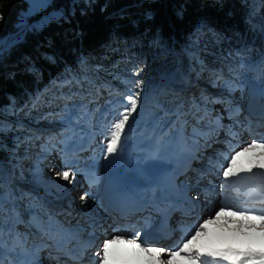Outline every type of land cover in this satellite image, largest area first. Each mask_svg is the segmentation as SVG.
Returning <instances> with one entry per match:
<instances>
[{
	"label": "trees",
	"instance_id": "trees-1",
	"mask_svg": "<svg viewBox=\"0 0 264 264\" xmlns=\"http://www.w3.org/2000/svg\"><path fill=\"white\" fill-rule=\"evenodd\" d=\"M251 2L53 0L50 9L61 10L62 14L35 28L18 26L22 11L28 7L26 0H0V45L9 35L26 28L24 37L0 54V193L6 201L11 199L10 189L5 187L4 169L18 172L19 179L31 180L42 154L35 153L28 163L29 170L21 176L12 157L15 149L22 146L16 139L19 130L15 128L14 116L20 114L35 121L46 118L49 124L64 123L73 128L68 120L71 116L75 124L82 125L81 120L93 113L89 93L80 90V86L87 87V78L99 85L107 81L116 86L118 92L109 95V100L122 101H127L130 91L141 96L150 88L157 90L164 84L161 78L171 72L175 82L183 84L184 77L194 73L187 52L192 49L193 39L199 38L205 49H200L201 56L193 59L196 66L203 61L206 69L222 72L226 80L236 78L241 83L240 75L256 66L264 79V0H255V8ZM39 16H32L31 20ZM165 46L168 52H162ZM71 74L79 78L80 86L71 84ZM58 80L70 81L66 88L57 90L58 94L67 95L71 89L76 97L64 104V112L44 115L50 106L45 100L37 108V101L42 99L41 93L49 97L48 87ZM137 80H143L139 89L134 86ZM155 96L149 104H140L139 111L133 114L136 130L143 131L123 143L124 149L131 147L138 152L148 142L143 138L149 129L161 128V132L172 123L173 102ZM136 141L139 142L135 147ZM13 188L20 191L18 186ZM27 208L32 206L27 204Z\"/></svg>",
	"mask_w": 264,
	"mask_h": 264
},
{
	"label": "rangeland",
	"instance_id": "rangeland-1",
	"mask_svg": "<svg viewBox=\"0 0 264 264\" xmlns=\"http://www.w3.org/2000/svg\"><path fill=\"white\" fill-rule=\"evenodd\" d=\"M26 1L28 7L22 11L18 26L40 28L62 14L61 10L50 9L53 6V0ZM251 1L253 8H255V0ZM257 1L259 3L261 0ZM37 14L40 16L31 20V17ZM24 35L22 34L18 41ZM190 45L192 49L187 53L191 60V70L194 71L195 75H193L194 73L192 74L193 76L187 74L184 77L185 82L180 84L175 82L173 72H171L169 76L161 78L164 83L163 86L158 87L157 90L150 88L140 96L138 111L141 108L140 104H149L157 92L155 97L166 98L173 102L175 114L172 117V123L163 131H159L161 128H158L159 130L152 128V130H148V136L143 138V140L148 142L140 147L138 152L131 147L124 149L122 145L120 150L115 154L109 155L106 151L107 131L110 129V125L119 118L118 113L123 112V105L127 104V101L109 100V95L117 93L118 88L107 81L99 85L98 82H92L87 78L88 85L84 87L80 86L81 82H79L76 75L71 74V84H76L80 86V90L89 93L87 96L89 97L88 103L89 105L93 104V110H91L93 113L85 121L81 120L82 125L75 124L71 116L70 118L68 117V120L73 124V128L66 127L64 123L49 124L46 118L35 121L34 119L31 120V118H25L20 114L14 116L15 128L19 130L16 139L22 143V146L19 149H15V153H12V157L16 159L14 166L17 171L20 170V175L24 176L26 171L29 170L28 163H31L33 158H35V153L42 150V156L36 168V176L31 180L27 178L19 179L17 177L18 172H15L13 169H4L6 178L5 187L10 189L11 202L6 201L3 219L0 221V223L3 222L4 228L2 237H0L2 239V243H0V259L9 256L8 253L16 254L19 257L22 255H26L28 258H31L33 255L35 257L38 252H41L39 251L40 248H38L40 246H35V241L30 240V238H36L37 236L40 240L43 237L41 242L44 243L50 240V243L47 245L48 248H44V253L48 254L49 252V256L53 255L55 244L61 241V234L66 235L64 228L60 225V218L57 216L60 213L64 214V211L69 214L79 212L77 214L79 217L85 214H92V216L96 217L98 211H102L101 220H104L102 219L104 217V208L94 206L93 212H90V207H86L83 200L78 202L74 199V204L70 201L71 196L77 195L78 190H80V188H75L77 180H80V184L88 185L89 183L90 186L91 182L87 181V178H83L84 176L87 175L94 180L100 178L99 181H102L101 176L104 175L107 178L106 182L95 183V185L99 186L100 190L106 188L103 186L105 183L106 186L109 185L108 189L114 187L112 189L114 192L122 190V195L124 189L127 193L132 192L130 189L128 190V186H132L133 189L145 187L147 188L146 192L151 193L149 189L154 182L149 178H153L161 173L173 176L172 171L174 169L182 171L184 164L187 166L186 171L188 175L191 173V169L196 166H207L198 165L195 162H199L201 159L203 163H206L207 158L212 155L209 152L210 150L207 152L202 150L203 147L206 149L207 147L204 145L211 141L210 138L205 140L206 136L217 133L221 124L224 123V127L226 124H230V121L227 122L228 119L225 116L222 119V115L225 113L222 109L228 108L229 112L233 111L234 108H231V104L234 102L242 105L247 104L251 100L253 101L250 104L264 102V79L259 75L261 71L258 67L252 66L251 69L249 68L247 74L240 75L242 83L237 81L236 78L226 80L224 73L206 69L203 61H200L199 66H196L193 62V59L201 56L200 49H205L204 44L199 38H194ZM161 50L162 52H168L169 48L165 46ZM83 63L85 64V62ZM69 82L59 81L56 85L54 83L51 84L48 87V90L51 91L49 97H45V93L40 94V98L42 99L37 101V108H41L45 100H47V105L50 106L44 110H48L44 115L64 112L66 110L64 104L68 105L71 99L76 97L75 91L71 89H68L70 92L67 95L63 94V96H60L57 92V90L66 88ZM231 101L234 102L232 103ZM237 104H233V106H238ZM101 105H104V110L101 108ZM216 105L215 112L210 111ZM107 109L110 111H107ZM219 112L221 114L220 117H218L220 115L218 114ZM95 113H98L96 117L93 116ZM228 116L231 117L230 115ZM232 117L235 121L238 119V116L232 115ZM190 119L195 121L190 122ZM217 120L222 121V123ZM129 121V125H126V142L128 141V143L136 134L141 135L143 131V129L140 132L136 130V122L133 115L129 118ZM231 122L233 124L234 120H231ZM189 130L194 132L195 136H188L187 133L192 134ZM138 142L136 141L133 145L136 147ZM257 143H264V140ZM247 145L244 144V146ZM212 152H214L213 149ZM197 153L202 154V156L195 157ZM49 161L50 164L48 166ZM74 161H79L82 164L79 167L80 171L72 168L71 162ZM61 171L75 173L71 177L72 183L69 184L56 175ZM199 171L192 172L195 176L194 178L200 173ZM176 174L178 175V172ZM143 180L146 181L144 182ZM182 181L184 182L183 177L179 180L180 187L178 186V188L180 190L186 187V185H181ZM65 183H67L66 187L63 186ZM185 183L187 184V182ZM116 184L118 185L116 186ZM14 185L18 186L20 191L14 190ZM68 189H71V194L67 192ZM91 196L88 195V204L93 203L90 201V199L92 200ZM74 197L77 198L78 196ZM53 199L60 200L59 204L61 206L58 207V203L55 202L50 204V201ZM27 204H30L33 210L24 209L27 208ZM30 211L34 213L31 214ZM215 213L213 214L215 215ZM63 222L66 223L67 220H63ZM63 222L61 221V223ZM87 224L84 223L83 225L86 226ZM81 225L75 224L74 227H81ZM100 227L102 228V232L105 233V230H103L105 225L102 223ZM35 228L41 230V232L35 233ZM86 229L87 231H85ZM86 229H82L81 231L88 233L93 227ZM47 236H49V239H47ZM52 238H55L57 242H52ZM101 243L103 242L99 241L98 245ZM34 260L38 261L35 258ZM40 263L42 262L40 261Z\"/></svg>",
	"mask_w": 264,
	"mask_h": 264
},
{
	"label": "snow or ice",
	"instance_id": "snow-or-ice-1",
	"mask_svg": "<svg viewBox=\"0 0 264 264\" xmlns=\"http://www.w3.org/2000/svg\"><path fill=\"white\" fill-rule=\"evenodd\" d=\"M142 84L143 80L134 82L137 89ZM126 100L124 111L118 113L119 118L107 131L106 151L109 155L117 153L126 142V125H129V118L138 110L140 93L130 91ZM220 168L225 185L232 182L231 178L242 173H251L254 168L264 169V143L253 141L234 154L224 155L220 160ZM56 175L70 184L75 173L61 171ZM87 195L85 193V196ZM6 199V196L0 193V221L5 212ZM196 206V203H192L193 210ZM233 207L225 204L216 211L214 217L203 220L198 227H190V238H185L178 250L168 252L167 260L162 259L165 255L164 248L143 246L139 234L131 239L117 235L103 242L102 249L96 253L99 257L97 264H222L225 261L228 264H264V210L260 211L259 215H254L256 209L233 210ZM3 231V225L0 223V237ZM88 243L92 244V240ZM87 250L86 245L71 251L69 255L75 264H81L83 254Z\"/></svg>",
	"mask_w": 264,
	"mask_h": 264
},
{
	"label": "bare ground",
	"instance_id": "bare-ground-1",
	"mask_svg": "<svg viewBox=\"0 0 264 264\" xmlns=\"http://www.w3.org/2000/svg\"><path fill=\"white\" fill-rule=\"evenodd\" d=\"M21 35H22V32H19L18 34L10 36L8 40H6V41L4 40L2 43L7 45V46H11L12 44H14L21 37ZM252 101L253 100H251L250 102H252ZM250 102H248L245 105L237 104L236 102L233 103L234 105L237 104L238 106H233V104H231V108L238 107V110L240 111L238 119L236 121L232 117V115H231L232 113L228 111L229 110L228 108L227 109H222L225 112L224 115H222V117H223L222 119H224V116H225L228 119L227 122L230 121L229 122L230 124H226V126L224 127L223 126L224 123H223L218 128L217 133L211 134L212 135V136L210 135L211 137L210 136H206L205 140L210 138L211 141L207 142L204 145L207 148L205 149L203 147L202 150H204V152H207L208 149H209L210 153L213 156L211 158L210 157L207 158V162L206 163H203V161L201 159L199 160V162H197V161L195 162L198 165H201V164H202V166L203 165H207L206 167H198V166H196L197 167L196 168V167L193 166L194 168L191 169V173L189 172L190 173L189 175L187 174L186 169H182V171H177L178 169L177 170L174 169L173 171H175V172L172 171L173 176L177 180L176 181L177 182V187L178 186L180 187L179 180H181L182 177L184 179V182L182 181V184L181 183L180 184L181 185H186V187L183 186V187H185V188H183V190H180V188H178V192H188V195H202V194H205L204 196L209 198V200H207L206 204H204V206L202 207L203 208L202 216L199 217L197 220H195L194 226H196V227H198L199 223L203 222V220L208 219L209 217H214L213 213L218 211L220 209V207L224 206L225 204L234 206L233 210H235L236 208H242L243 207L242 203L234 202L232 199L229 198L231 196V192L229 190H223V184L225 183V180H224V177H223V174H222V170L220 168V164L216 163V161L221 160L222 150H220L221 145H219V144H224V142L223 143H220V142L216 143V142L217 141H223V139H224L223 135L224 134H229L230 132L233 131L234 132V140H233V142L237 141L238 145H237V147H234V149L230 152L229 155H231V154H234V152L239 150L240 148L245 147L244 144H249L253 140L255 142H260V141L264 140V138L258 139L256 135H253V136L246 135L247 132L254 134V132L258 130L256 128V126L254 125V123H253L254 121H256L255 117L247 118L248 117L247 116L248 115V107H249L248 104H250ZM219 103H217V105ZM217 105L215 107H213L210 111L215 112ZM218 106H220V105H218ZM226 107H224V108H226ZM252 107H254V106L252 105ZM220 112H222V111H220ZM220 112L218 114H220ZM254 112H257V111H254ZM260 114H263V113H260ZM228 115H230L231 117H229ZM220 116H221V114L218 117H220ZM220 120H217V121L222 123V121H220ZM231 120H234L233 124H231L232 123ZM240 128L242 130H239ZM236 134H237V136H235ZM211 147H213V148H211ZM212 149L214 150V152H212ZM201 156H202V154H200V153H197L195 155V157H201ZM76 163H79L81 165V163L79 161L76 162ZM49 164H50V161L48 163V166H49ZM185 167L187 168V166H185ZM72 168L75 169L76 171H80L79 167L76 166V165H73ZM212 170H215V171L217 170L216 175L212 174ZM195 171H199V172L205 173V177H203L199 181H197L194 178L195 177L194 174L192 173V172H195ZM176 172H178V176L177 177H176V175H177ZM242 174H247L250 177H252V176L253 177L254 176H264V169H256V168H254L251 173H242ZM242 174H240V175H242ZM160 176L163 177L166 180H168L171 177V175L167 176V175L162 174V173L160 174ZM83 178H87V181H90L91 184H90V186H89V183H88V185L80 184V182H79L80 180L79 181L77 180L75 188H80V190H78L77 195H75V196H78V197L74 198V199L76 201H78V202L80 200L81 201L83 200L85 206L86 207L87 206L90 207V209L92 210V211L90 210V212H93L94 206H97V207L100 206V208H104V217L102 218L104 220H101V216H102V213H103L102 211H98V215H96V217L92 216V214L91 215H86L85 214V215H82V216L79 217L77 215L79 212L70 213L69 214L66 211H64V214H62V213L57 214V216L60 218V225L63 228H69V229H72L73 232H75V233H81L82 236L84 237V240L85 239L86 240H90L93 237V235L96 234L95 232L98 231L97 232L98 233L97 242L91 249V251H93L92 252V257L90 259H87L88 264H92V262H93V264H97V261H98L99 257L96 256V253L100 252V250L102 249V246H103V243L98 245V242L99 241L104 242L105 240L112 239V238H114L117 235L122 236V238H124V239H131L136 234H139V240H140V242H143V246H145V247H162V248H164L165 249V255L162 257V259H165V260L168 259V255H167L168 252H171V251H174V250H178V248L182 246L183 240L185 238H190V234H188L182 240L174 241L172 239V240H169V241H166V242H159V241H156V240L151 239V238H147V239L143 238L141 236L142 232L140 231L142 229V227H137V226L134 225V226H128V227L120 228V227H114L113 226V224H114L113 217L115 215V212H114L113 208H111V207L106 205V203H105L106 200L110 201L111 203H113L115 205H118L119 203H121L120 200H122L123 196L124 197H132V196H134V195H132L134 193H139L140 198H141V194H143L142 195L143 199L154 198V199H159L160 200V198H171L173 196L172 192L165 191L163 189H160L157 186V183L154 181L155 177L149 178V179H152L153 182H154L153 185L150 186V189H149V191H151V193H147L146 192L147 188L141 187V188H138V189L134 188L136 190L132 191L130 193H127L126 190L124 189L123 195L121 193L122 190L120 192L119 191L114 192V191H112V189L114 187H111V189H108L109 185L106 186L105 183H104L103 186H105L106 188H104L102 190L99 189L98 185H95V183H98V182H103V181L106 182L107 178L104 175L101 176V180L102 181H99L100 178L98 180L91 179L87 175L84 176ZM80 179H82V178H80ZM185 182H187V184ZM65 185L67 186V183L63 184V186H65ZM117 185L118 184H116V186ZM204 186H206V187H204ZM129 187L132 188V190H134L132 186H128V190H129ZM95 188H96V191H95ZM105 189H107V190H105ZM70 190L68 189L67 192H69L71 194ZM84 191H86V192H84ZM85 193H87L88 195H92L91 196L92 200L90 199V201H92L93 203L88 204L89 197H88V195L85 196ZM67 195H68V193H67ZM67 195H65V196H67ZM224 195L226 196V198H224ZM82 197H84V199H82ZM72 199L73 198H71L70 201H72ZM74 199L72 201L73 204L75 202ZM53 200H55V199H53ZM53 200L50 201V204H53L54 202L59 204V202H61V201H53ZM86 201H87V203H86ZM162 204L166 208H170V207H173L175 205L174 203H172L171 199H168V200L164 201ZM60 206L61 205H58V207H60ZM207 206H209V207H207ZM30 212H31V214L34 213L32 211H30ZM179 212H180V207H174L172 209V211H171V216L177 215ZM135 217H136V214L133 215L132 218L128 219V220H133ZM71 218H73V219H71ZM184 218L186 220L193 219V217H191V216H186ZM63 220L64 221L67 220V222L65 223V222H63ZM61 221L63 223H61ZM84 223H88V224L86 226H84L83 225ZM102 223L105 225V227H103V230H105V233L102 232V228L100 227V225H102ZM30 224H31V222H30ZM62 224H64V226ZM75 224H82L81 225L82 228L81 227L75 228L74 227ZM88 227L89 228L93 227V229H90L91 231H89L88 233L87 232L84 233V232L81 231L82 229L84 230V229H86ZM85 231H87V229ZM68 234H70V239H69V242L65 245V247H69L73 243L72 242L73 233L70 232ZM30 240H34L35 243H38V241H40L38 236L36 238H34V237L30 238ZM52 242L56 243L57 240L55 238H52ZM45 248L47 249L48 246L45 247ZM51 249H54V248H51ZM46 252H47V250H46ZM8 254H11V255H9L10 259H12V258L14 260L16 259V255H14L13 253H8ZM46 254L47 253H44V249H42L41 252H38V254H36L35 259L38 260L37 262L34 259H30L28 262L25 260L24 262H18L17 264H37L38 262H39V264H64V262L66 261L65 255L62 252L57 251L56 248L53 251V255L49 256V254H50L49 252H48L47 255ZM54 255H55V257H54ZM101 255H102V252H101ZM0 261H1L0 264H6L7 258L3 257L2 259H0ZM40 261L42 263H40ZM70 264H75V262L74 263H70ZM181 264H183V262H181ZM225 264H228V262L225 263Z\"/></svg>",
	"mask_w": 264,
	"mask_h": 264
},
{
	"label": "water",
	"instance_id": "water-1",
	"mask_svg": "<svg viewBox=\"0 0 264 264\" xmlns=\"http://www.w3.org/2000/svg\"><path fill=\"white\" fill-rule=\"evenodd\" d=\"M19 32H22V34H25L26 29H25V28H22V29H20L17 33H15V34H18ZM15 34L9 35V36L6 37L4 40H5V41L8 40L10 36H13V35H15ZM4 40H3V41H4ZM3 41H2V42H3ZM17 41H18V40H17ZM17 41H16L14 44L18 43L20 40H19L18 42H17ZM1 45H2V48L0 49V53H3L5 50H7V49L9 48L7 45H5V44H3V43H2ZM1 45H0V46H1ZM1 51H2V52H1Z\"/></svg>",
	"mask_w": 264,
	"mask_h": 264
}]
</instances>
